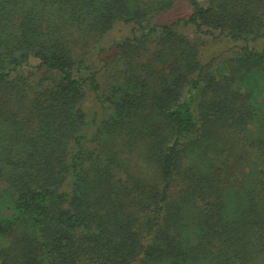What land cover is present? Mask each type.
<instances>
[{
    "label": "trees",
    "instance_id": "obj_1",
    "mask_svg": "<svg viewBox=\"0 0 264 264\" xmlns=\"http://www.w3.org/2000/svg\"><path fill=\"white\" fill-rule=\"evenodd\" d=\"M177 1L0 0V264H264V0Z\"/></svg>",
    "mask_w": 264,
    "mask_h": 264
},
{
    "label": "rangeland",
    "instance_id": "obj_2",
    "mask_svg": "<svg viewBox=\"0 0 264 264\" xmlns=\"http://www.w3.org/2000/svg\"><path fill=\"white\" fill-rule=\"evenodd\" d=\"M191 8L188 3V0H178L174 8L167 14L164 15V19L166 21H174L182 16H186L190 12ZM125 29L122 27H118L115 29V31L112 33L113 36L119 37L121 34H123ZM97 105L94 102V99L92 95H88L85 101V108L86 109H95Z\"/></svg>",
    "mask_w": 264,
    "mask_h": 264
}]
</instances>
